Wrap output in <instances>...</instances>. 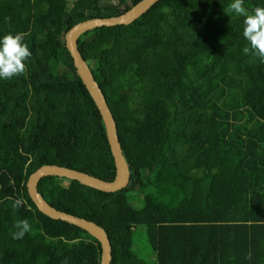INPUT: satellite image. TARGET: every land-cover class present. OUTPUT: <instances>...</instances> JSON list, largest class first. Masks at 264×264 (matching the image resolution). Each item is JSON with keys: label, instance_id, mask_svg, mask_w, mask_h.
Here are the masks:
<instances>
[{"label": "trees", "instance_id": "obj_1", "mask_svg": "<svg viewBox=\"0 0 264 264\" xmlns=\"http://www.w3.org/2000/svg\"><path fill=\"white\" fill-rule=\"evenodd\" d=\"M138 1L44 0L47 12L36 14L0 0V38L26 33L32 53L23 74L0 79V264H99V241L41 213L26 182L44 164L114 178L102 117L64 35ZM231 2L181 0L176 19L169 0H158L129 24L78 38L129 182L106 192L51 175L37 190L57 210L103 227L111 264H264V63L243 53L244 17L224 11ZM244 6L251 12L264 0ZM16 199L24 203L13 209ZM24 219L31 231L13 239Z\"/></svg>", "mask_w": 264, "mask_h": 264}, {"label": "water", "instance_id": "obj_2", "mask_svg": "<svg viewBox=\"0 0 264 264\" xmlns=\"http://www.w3.org/2000/svg\"><path fill=\"white\" fill-rule=\"evenodd\" d=\"M156 1L158 0H139L127 11L119 15H113L110 17H95L80 21L71 26L64 35L65 47L72 58L76 73L92 97L102 117L106 137L115 166L114 178L107 181L66 166L44 164L33 171L29 175L26 182L28 195L41 213L52 219L66 221L78 226L99 241L101 248L99 264H111V244L106 230L94 221L57 210L38 192L37 185L42 177L51 175L76 180L82 185L106 192H115L128 184L130 174L129 167L123 156L119 143L115 120L86 60L83 58L78 49L77 41L82 33L96 27L129 24L145 12Z\"/></svg>", "mask_w": 264, "mask_h": 264}, {"label": "clouds", "instance_id": "obj_3", "mask_svg": "<svg viewBox=\"0 0 264 264\" xmlns=\"http://www.w3.org/2000/svg\"><path fill=\"white\" fill-rule=\"evenodd\" d=\"M227 14L232 13L244 17L243 37L247 41L242 51L245 55L257 57L264 63V7L257 6L251 12L244 6V0H232ZM26 33L7 34L0 38V79L8 80L21 75L26 70V61L32 53L28 45L24 43ZM22 199H16L12 203L13 209H18L23 204ZM16 231L12 232L13 239H21L31 231L27 219L17 221L14 224ZM252 258L251 251L245 255V259Z\"/></svg>", "mask_w": 264, "mask_h": 264}, {"label": "rangeland", "instance_id": "obj_4", "mask_svg": "<svg viewBox=\"0 0 264 264\" xmlns=\"http://www.w3.org/2000/svg\"><path fill=\"white\" fill-rule=\"evenodd\" d=\"M11 1H14L16 3V5H20L21 7H24V6H27V7H31L32 8V12L36 13V14H40V13H44V11L47 12L46 10V5L44 4V0H27V3H24L22 0H3L4 3H11ZM181 0H169V4H170V7L172 9V12L174 13V18H178L179 17V10H178V5L180 3ZM20 2V3H19ZM19 3V4H17ZM38 8H41L43 9L44 11H38ZM46 14H44V16H46ZM235 15V14H233ZM43 16V17H44ZM55 19V18H54ZM97 209L96 207L93 208V210ZM103 211V210H102ZM99 213V210L98 211H92V213ZM119 218V217H118ZM117 217L115 218V221H116V224H122L123 221L120 219V221H118ZM145 235V232L144 230H142L141 227H138L136 233H135V242H136V246L137 248H140L142 247V244H143V236Z\"/></svg>", "mask_w": 264, "mask_h": 264}]
</instances>
